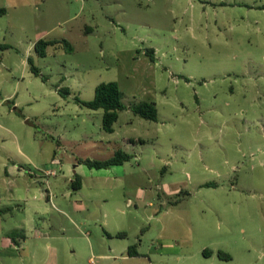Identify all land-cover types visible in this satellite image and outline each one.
<instances>
[{
  "label": "rangeland",
  "instance_id": "obj_1",
  "mask_svg": "<svg viewBox=\"0 0 264 264\" xmlns=\"http://www.w3.org/2000/svg\"><path fill=\"white\" fill-rule=\"evenodd\" d=\"M0 8V209L16 208L11 189L24 200L31 181L56 195L44 228L55 239L40 240L58 249L56 264H137L128 248L148 255L163 229L184 253L220 245L232 257L225 264H264V0H0ZM39 40L72 50L56 45L41 58ZM111 82L125 109L109 134L103 111L76 98L91 101ZM143 102L156 104L157 121L133 114ZM118 150L131 161L101 170L81 162ZM5 165L34 174L7 176ZM48 167L56 176L42 185ZM8 220L0 247L21 227ZM8 256L0 248V264H29Z\"/></svg>",
  "mask_w": 264,
  "mask_h": 264
},
{
  "label": "crops",
  "instance_id": "obj_2",
  "mask_svg": "<svg viewBox=\"0 0 264 264\" xmlns=\"http://www.w3.org/2000/svg\"><path fill=\"white\" fill-rule=\"evenodd\" d=\"M12 98V96L8 97ZM2 100H5V98H2ZM17 110V108H15ZM13 135V133H12ZM26 157H28L26 155ZM56 161V158L53 159V162ZM53 166H57L56 164ZM16 165H13L11 168L5 165V172L7 176H11V174L18 173L19 176L22 177H28L27 175L33 176L34 173H29L27 169L18 168L16 171ZM48 169H51L55 172L53 168L48 167ZM27 170V171H26ZM44 175L42 177V185L44 184ZM47 185L50 183V177L53 176H47ZM55 177V176H54ZM73 182V181H72ZM71 182V183H72ZM34 182L31 181L27 184L26 192L27 195L23 198L20 197V194L16 191V188L11 189V193L9 194V202L16 204V208H11L10 206L3 207L0 209L1 215H0V228H1V222L10 223L8 219H11L12 221L20 220L21 227L17 229L16 232L12 233L19 234L20 239H14L10 235H6L2 239V242L4 245L1 248L6 254H8L10 258L14 259H20L21 263H29V264H56V259L58 257V249L56 247H53L50 243L47 245H43L40 243V240L45 239H55V236H52L49 232V230L44 229L49 227L50 225H46L45 221L47 218L45 215H47V212H49V203L53 204V198H56V195H51V192L44 189H35ZM83 187V186H82ZM82 189V188H81ZM76 190V191H81ZM52 190V189H51ZM38 193L41 194V197L37 198L34 196L32 199L31 194ZM72 197V195H71ZM41 198V199H40ZM4 200L3 195L0 194V200ZM54 205V204H53ZM74 209L76 211L80 209H84L83 203L80 201L75 202ZM55 207V205H54ZM15 211H18V213L22 212L21 219H18ZM108 213L104 214V216H107ZM23 217V218H22ZM159 220V219H158ZM47 230V232H46ZM65 230V228H63ZM166 229L161 230L160 233L157 234V239L160 240L159 246H153L149 249L148 255L141 252V249L138 250L139 256L137 257H131L140 259L137 260V264H225L227 261L221 260L218 256L219 252H223L224 249L220 245H213V247L208 251V256L205 257L203 255V258L200 259L197 256V253H202L204 250L209 249V247H206L207 245H202L201 249H198L197 252L194 251H188L183 252V248L181 246H176L173 243H168V240L171 241L170 238H163L165 237L164 233ZM19 232V233H18ZM186 239H181L182 242L191 243V241L188 240L187 234L184 235ZM91 242V241H90ZM187 245V244H186ZM191 248L193 247L192 244L188 245ZM22 251L25 252V256L22 255ZM43 254H48V257L52 259V261L43 260L41 256ZM130 257V256H126ZM174 258V259H173ZM173 259V260H171Z\"/></svg>",
  "mask_w": 264,
  "mask_h": 264
},
{
  "label": "trees",
  "instance_id": "obj_3",
  "mask_svg": "<svg viewBox=\"0 0 264 264\" xmlns=\"http://www.w3.org/2000/svg\"><path fill=\"white\" fill-rule=\"evenodd\" d=\"M7 11L5 8H0V17L6 15ZM62 44L68 50H72V45L68 41H46L39 40L35 44V52L41 57L45 58L47 56V50L49 47ZM154 50L150 49L148 54H153ZM152 59L153 55H152ZM29 64L31 65V71L35 76H40V70L34 65V62L29 58ZM46 81L45 77H42ZM64 94L69 95V92ZM77 102L84 107H87L90 110L103 111V129L105 132L112 134L115 129L114 126L119 119V114L125 109L123 104V93L121 92L119 85L116 82L103 83L96 88L94 99L91 101H82L79 98H76ZM132 112L135 116L148 121H157L158 112L155 103L143 102L132 107ZM132 155L129 153L118 150L115 152L114 156L105 161H96V160H85L81 161L83 164L87 165L91 169H109L114 166H121L125 163L131 161ZM72 188L74 190H80L82 188V180L79 176H75V179L72 182ZM2 212H0L1 215ZM125 233L117 234V237H125ZM208 250L203 252L205 257L208 256ZM127 254L130 257L139 256L137 245L130 246L127 250ZM218 256L221 260L231 261L232 257L224 252H219Z\"/></svg>",
  "mask_w": 264,
  "mask_h": 264
},
{
  "label": "built area",
  "instance_id": "obj_4",
  "mask_svg": "<svg viewBox=\"0 0 264 264\" xmlns=\"http://www.w3.org/2000/svg\"><path fill=\"white\" fill-rule=\"evenodd\" d=\"M54 164L59 165V162L55 161ZM41 170L43 171V174L46 176H56V172H54L51 169L46 168V169H41ZM91 263L93 264V261Z\"/></svg>",
  "mask_w": 264,
  "mask_h": 264
},
{
  "label": "water",
  "instance_id": "obj_5",
  "mask_svg": "<svg viewBox=\"0 0 264 264\" xmlns=\"http://www.w3.org/2000/svg\"><path fill=\"white\" fill-rule=\"evenodd\" d=\"M0 99H2V97L0 96Z\"/></svg>",
  "mask_w": 264,
  "mask_h": 264
}]
</instances>
